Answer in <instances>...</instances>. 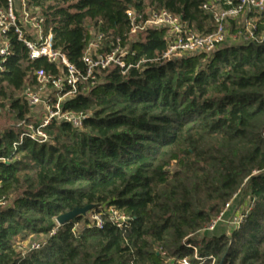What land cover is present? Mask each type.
I'll return each instance as SVG.
<instances>
[{
  "label": "trees",
  "instance_id": "16d2710c",
  "mask_svg": "<svg viewBox=\"0 0 264 264\" xmlns=\"http://www.w3.org/2000/svg\"><path fill=\"white\" fill-rule=\"evenodd\" d=\"M203 1H29L53 48L76 68H84L91 29L104 35L102 53L119 41L128 55L125 69L103 71L97 85L65 99L64 112L87 116L81 130L52 122L44 144L0 130V264H264V43L167 60L164 30L129 37V10L167 11L211 34ZM11 46L1 91L34 86L39 70L58 74L45 60L31 62L14 37ZM22 102L11 110L27 122L30 106ZM240 191L249 208L239 229L206 232ZM87 206L101 216V229L80 216L49 236L59 216ZM109 208L128 219L121 228ZM202 232L208 235L193 239ZM32 235L48 238L21 257L16 240Z\"/></svg>",
  "mask_w": 264,
  "mask_h": 264
},
{
  "label": "built area",
  "instance_id": "2783aa9c",
  "mask_svg": "<svg viewBox=\"0 0 264 264\" xmlns=\"http://www.w3.org/2000/svg\"><path fill=\"white\" fill-rule=\"evenodd\" d=\"M2 1L0 5V72L5 70V64L13 53L11 37H14L27 49L31 62L45 60L55 66L58 73L53 75L43 70L36 71L33 74L36 84L31 86L26 83L23 87L22 98L27 105L33 108L43 107L47 113L40 126L37 129H31L32 134L29 136L40 143H47L49 140L43 130L52 122L65 123L75 130H81L87 116L64 112L62 105L65 99L75 95L80 86L90 88L97 85V76L103 71L110 68L125 69L124 59L128 55L127 49L121 48L117 41L109 52L94 51L102 44L104 35L90 33V39L82 57L84 68L80 70L71 65L61 51L53 48V34L38 10L29 7L30 0ZM201 9L212 17L214 29L211 34L204 35L190 30L182 23L181 18L167 11H154L143 16L129 10L126 12L129 21V37L148 31L164 30L168 47L162 58L167 60L197 55L210 57L225 43L229 45L264 43V21L261 24L262 29L259 30V22L264 18V0H204ZM238 22L242 23L241 29L229 38L228 25ZM48 89L52 91L53 96L44 98L43 94ZM82 91L84 93L86 89L83 88ZM229 206V204L226 205L224 212ZM106 211L117 228H121L128 221L112 208ZM221 216L210 223L206 232L214 231ZM244 219V213H237L232 220L234 229H239ZM89 224V228L101 229L103 226L101 216L95 213ZM57 227H59L58 224L49 236L54 235ZM42 244L31 245L29 252L39 249Z\"/></svg>",
  "mask_w": 264,
  "mask_h": 264
},
{
  "label": "rangeland",
  "instance_id": "374dc122",
  "mask_svg": "<svg viewBox=\"0 0 264 264\" xmlns=\"http://www.w3.org/2000/svg\"><path fill=\"white\" fill-rule=\"evenodd\" d=\"M242 27V23L238 22L237 24H230L227 27V33L229 38H232ZM91 34L94 33V30L91 29ZM229 43H225L226 45ZM104 49V44H101L98 46L97 51L99 53H102ZM94 53V52H93ZM22 93L23 88L21 91L14 92L12 90H0V130L5 131L9 128H14L15 130H20L21 132H25L26 134H32L31 129L35 126L36 123H42L44 119L47 116V113L45 112V109L43 107H28V110L26 112L25 120L27 122H18L16 120V115L11 110V104L15 100L20 101V105L23 104L22 102ZM44 98H50L53 96V93L51 90H46L44 92ZM229 208L220 215L221 220L217 223L213 234L216 236H220L222 234H228L234 230V226L232 225V220L234 216L239 213H246L249 208V196L247 192H239L236 194V196L229 202ZM95 211L91 209L88 211L83 217L86 218L87 222H91L92 217L94 216ZM219 216V217H220ZM84 228V223L80 222L76 225L75 230L77 232H81ZM212 233V232H211ZM204 234V235H203ZM208 234L205 232L200 233L199 235H196L193 237V239H197L198 242L203 238L204 236H207ZM48 237L46 235H39V236H29V238L25 241L19 242V239L16 240V250L21 256H26L29 252V249L31 248V245L33 244H42L44 240H46ZM196 254V252H195ZM165 264H173L172 260L167 259ZM177 264H188V260L184 259L180 263Z\"/></svg>",
  "mask_w": 264,
  "mask_h": 264
},
{
  "label": "water",
  "instance_id": "95a60500",
  "mask_svg": "<svg viewBox=\"0 0 264 264\" xmlns=\"http://www.w3.org/2000/svg\"><path fill=\"white\" fill-rule=\"evenodd\" d=\"M92 209V206H87L83 209H76L70 213H67V214H64V215H61L59 216L57 219H56V223L59 225V226H62L70 221H72L73 219L77 218V217H80V216H84L88 211H90Z\"/></svg>",
  "mask_w": 264,
  "mask_h": 264
}]
</instances>
